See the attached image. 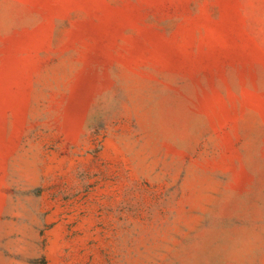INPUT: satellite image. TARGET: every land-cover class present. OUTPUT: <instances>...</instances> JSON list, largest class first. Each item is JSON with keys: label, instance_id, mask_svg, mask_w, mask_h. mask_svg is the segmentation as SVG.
<instances>
[{"label": "rangeland", "instance_id": "obj_1", "mask_svg": "<svg viewBox=\"0 0 264 264\" xmlns=\"http://www.w3.org/2000/svg\"><path fill=\"white\" fill-rule=\"evenodd\" d=\"M0 264H264V0H0Z\"/></svg>", "mask_w": 264, "mask_h": 264}]
</instances>
